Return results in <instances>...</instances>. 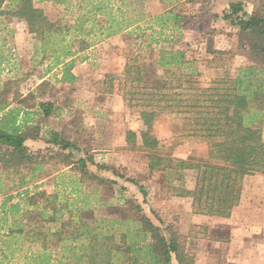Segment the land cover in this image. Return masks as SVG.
I'll return each instance as SVG.
<instances>
[{
	"label": "trees",
	"instance_id": "obj_1",
	"mask_svg": "<svg viewBox=\"0 0 264 264\" xmlns=\"http://www.w3.org/2000/svg\"><path fill=\"white\" fill-rule=\"evenodd\" d=\"M4 1L0 0V5ZM9 1L13 8L10 15L26 18L28 32L40 42L43 55L59 41V48H55L58 50H54L59 54L52 67L63 65L60 80L71 85L76 77L70 72L74 65V60L70 59L90 46L86 38L94 27L90 30L84 28L86 20L81 17L72 25L52 21L32 0ZM82 1L91 3L88 13L93 17L103 13L101 0ZM186 2L196 5L200 0ZM227 6L221 17L218 14L212 16L221 18L230 28L228 33L236 40L234 50L223 53L213 48L211 54L241 57L243 65L236 69L234 76H221L212 86H203L200 72L186 58L185 52L162 49L151 51L148 59L140 56L129 59L123 70L124 97L129 108L138 109L143 125L138 134L127 132L126 147L142 152V157L148 160V174L156 172L161 162L159 143L152 136L153 124L161 113L181 116L180 134L187 140L218 144L208 152V162L180 161L169 169L177 175V180H181V172L193 173L195 187L192 190H187L184 183L170 187L175 196L192 200L194 215L212 219L230 216L240 179L257 173L264 175L261 146L264 18L248 14L242 1L232 0ZM150 19L161 31L168 28L181 30L190 23L183 12H174V9ZM96 25L104 29V24ZM133 25L134 22H117L107 14L106 37ZM213 32L214 28L206 32L209 39ZM208 41L212 43V39ZM17 84L18 81H6L0 90V196H4L0 203L3 209L0 220L7 222L6 211L16 217L12 225L7 226L8 230L0 234V256L8 258L5 251L20 243L21 246L27 245L26 252H30L24 257L28 260L24 264H193L194 260L183 243L189 237L188 232H182L174 222L162 219L148 206L146 190L140 184L142 180L134 182L108 165L97 164L96 170L110 171L111 177L90 170L92 155L84 156L89 148L81 144L77 130L73 132V138H68L64 130L50 131L43 137L42 126L55 115L56 107L53 102L36 97L33 91L18 98L19 93L14 90ZM15 101L16 106H11ZM25 109H37L40 119L34 122L20 118ZM28 140H42L47 147L33 152L27 145ZM51 160L57 168L71 165L80 176H87L100 186L107 183L117 185L125 179L137 187L142 200L131 208L126 207L128 203L124 204V201L117 208L109 206L115 217L112 215L113 218L108 219L97 217L94 209L88 206L63 202L57 193L30 194L28 189L24 190L46 175L43 167ZM17 189L22 190L17 194L20 200L12 202L14 196L7 192ZM118 192L123 195L121 188ZM128 212H131L130 216H127ZM110 224L118 226L115 232L103 229ZM33 249L38 253L34 254ZM56 250L59 256H53Z\"/></svg>",
	"mask_w": 264,
	"mask_h": 264
},
{
	"label": "rangeland",
	"instance_id": "obj_2",
	"mask_svg": "<svg viewBox=\"0 0 264 264\" xmlns=\"http://www.w3.org/2000/svg\"><path fill=\"white\" fill-rule=\"evenodd\" d=\"M32 1L52 21L59 20L62 24L72 25L78 17L86 20L84 28L90 30L94 27L86 38L90 47L70 59L74 60L70 70L76 77L74 82L71 85L60 82L64 66L52 67L59 54L54 52L58 50L55 48H59V41L54 42L47 49V54L43 55L40 42L28 32L26 18L11 16L12 4L5 0L0 5V90L3 83L9 80L18 81L14 87L19 93L18 98L28 95L34 88L32 91L36 97L53 102L61 108V115L76 122L72 130L79 132V141L89 148L84 156L92 155L90 170L111 177L110 171L96 170L97 164L108 165L111 169L117 168L134 182L142 180L140 184L146 190L148 206L164 220L174 222L182 232L186 233L190 229L187 231L189 237H196L193 241H189V237L183 241L187 253L194 260L193 264H264V209L261 207L244 214L237 213L234 217L230 214L228 218H214L207 224L202 222L205 225L201 227L193 228L190 210L183 204L175 205L176 196L170 186L182 183L189 186L195 183V178L192 172H181L182 178L177 180V175L169 169L180 161L208 162V152L216 148L217 143L187 140L180 134L181 116L161 113L155 119L152 130L154 140L159 143L158 156L161 157L156 172L148 174V160L142 157L140 150L125 147L127 132L131 130L138 133L143 128L138 109L129 108L124 97L123 70L128 60L137 56L148 59L151 51L161 49L167 52L183 51L200 72L203 86H212L221 76H234L236 69L243 65L241 57L211 54L213 48L223 53L234 50L236 40L228 33L230 28L221 18L212 16L218 14L221 17L222 11L232 0H200L196 5L186 0H101L103 13L96 17L88 13L91 4L88 1ZM238 1L244 3L248 14L264 18V0ZM170 9L183 12L190 23L181 30L172 31L168 28L161 31L150 18ZM107 14L117 22H134V25L112 37H106L107 30L104 29L108 27ZM96 24H104V29ZM150 26L153 29H148ZM211 26L214 32L209 39L206 32L212 30L209 29ZM211 39L212 43L209 44L208 40ZM39 82L43 84L39 85ZM16 104L15 101L11 106L15 107ZM52 162L48 161L43 167L48 177L45 180L37 179L24 190L28 189L30 194L57 193L63 202L88 206L94 209L97 217L108 219L115 217L111 207L117 208L124 201V204L128 203L126 207L131 208L142 200L137 187L125 179L117 185L107 183L100 186L91 178L80 176L71 165L57 168ZM55 173L58 174L53 177ZM263 184L255 185L261 186V191H264ZM119 188L123 195L118 192ZM21 191L17 189L7 194L14 196L12 202H18L20 199L17 194ZM3 197L0 196V203ZM259 197L262 206L264 195ZM99 203L105 205L99 206ZM2 210L0 208V219L3 218ZM6 213L7 222L0 220V234L6 232L7 226H11L16 218L9 215V211ZM130 215L131 212H128L127 216ZM117 227L116 224H110L103 229L115 232ZM26 246L19 243V246L6 250L8 258L0 256L1 264L26 263L28 260L24 257L30 255L29 251L26 252ZM53 252V256L59 254L57 250ZM33 253L37 254L38 251L33 249Z\"/></svg>",
	"mask_w": 264,
	"mask_h": 264
},
{
	"label": "crops",
	"instance_id": "obj_3",
	"mask_svg": "<svg viewBox=\"0 0 264 264\" xmlns=\"http://www.w3.org/2000/svg\"><path fill=\"white\" fill-rule=\"evenodd\" d=\"M215 27H217V26H215ZM210 28L213 29L214 27L211 26V27H209V29ZM84 51H82V52H84ZM82 52H78V53H82ZM61 75H62V73H61ZM59 81L61 82L60 79H59ZM40 83L41 82H39V84ZM37 85H35V87ZM33 89L34 88H32L31 91ZM55 107H56L55 115L50 117L48 119V122L42 126V132H41L42 136L46 137L50 131L61 132V131L64 130V131H67V137L68 138H73L74 137V133H73L72 128H73V126L75 124L72 123L71 118L61 115V113H62L61 112V108H58L57 106H55ZM20 114H21L20 118H26V119H29V120L34 121V122L37 119H40V117H41L40 114H39V111L37 109H29V110L25 109V111L21 112ZM63 119H65V120H63ZM27 145L30 148V150L33 151V152H37V151H39L41 149L43 151L44 148L47 147V145L42 140H28L27 141ZM261 146H262V149L264 150V127L262 129ZM125 147H126V143H125ZM183 173H185V172H183ZM186 173H188V172H186ZM57 174L58 173H55L53 177H56ZM47 177L48 176H43L39 180H43V179L45 180V178H47ZM257 183H261V184L264 183V175L263 174H255V175H250V176H244L242 179H240L237 182L236 192H235V201H234V205H233V208H232V211H231V217H234L235 214L240 213V212L244 214L247 211L249 212L251 210H256L259 207L264 209V202H263V205L261 206L260 205V201H262V200L259 199L260 198L259 196L264 195V191H261V186L259 187V186L255 185ZM194 187H195V183H193L192 185H189V186L185 184V188L187 190H192ZM175 198H176V201H175V205L176 206L180 205V204H183V205H185V208L187 210H190V213L192 214V215H190V217H192V222L191 223H192V227L193 228L201 227V226L205 225V224L202 225L201 224L202 222L207 224V221H211L212 220V218H207V217H204V216L193 215V213H192V200L190 198H182V197H177V196ZM263 200H264V198H263ZM188 205L190 207L189 209H188ZM189 230L190 229H188L187 231H189ZM187 231H186V233H187ZM194 237L195 236H191V237H189L188 240L189 241L190 240L191 241L196 240V237L195 238Z\"/></svg>",
	"mask_w": 264,
	"mask_h": 264
}]
</instances>
